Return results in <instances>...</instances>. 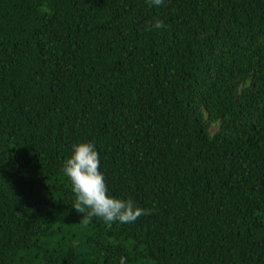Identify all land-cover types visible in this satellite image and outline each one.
Segmentation results:
<instances>
[{
	"label": "trees",
	"instance_id": "1",
	"mask_svg": "<svg viewBox=\"0 0 264 264\" xmlns=\"http://www.w3.org/2000/svg\"><path fill=\"white\" fill-rule=\"evenodd\" d=\"M80 142L150 214L75 211ZM121 257L264 264V0H0V264Z\"/></svg>",
	"mask_w": 264,
	"mask_h": 264
},
{
	"label": "clouds",
	"instance_id": "2",
	"mask_svg": "<svg viewBox=\"0 0 264 264\" xmlns=\"http://www.w3.org/2000/svg\"><path fill=\"white\" fill-rule=\"evenodd\" d=\"M150 5L161 6L164 0H148ZM157 29L163 28L161 20L154 22ZM63 173L69 179L75 201L72 207L77 213L91 219H102L108 228L113 223H132L150 212L134 204L131 199H119L108 194L104 173L100 170V156L92 142H80L72 145V153L64 161ZM120 264H126L121 257Z\"/></svg>",
	"mask_w": 264,
	"mask_h": 264
}]
</instances>
